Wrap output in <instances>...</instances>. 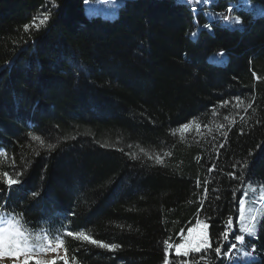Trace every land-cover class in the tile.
Returning <instances> with one entry per match:
<instances>
[{"label":"trees","instance_id":"trees-1","mask_svg":"<svg viewBox=\"0 0 264 264\" xmlns=\"http://www.w3.org/2000/svg\"><path fill=\"white\" fill-rule=\"evenodd\" d=\"M118 1L111 18L85 0H0V205L59 235L71 264H163L165 240L207 219L214 248L230 216L223 250L245 242L211 264H264V219L251 237L238 223L245 188L264 185V0Z\"/></svg>","mask_w":264,"mask_h":264},{"label":"snow or ice","instance_id":"snow-or-ice-1","mask_svg":"<svg viewBox=\"0 0 264 264\" xmlns=\"http://www.w3.org/2000/svg\"><path fill=\"white\" fill-rule=\"evenodd\" d=\"M110 2L114 3L115 0H110ZM85 3L88 4L89 0H85ZM189 4L195 3L197 5L204 4L208 5L212 3V0H188ZM195 10V9H194ZM232 10L229 9V12ZM49 19V16L45 14L43 18L40 20V24H44ZM224 21L229 20V16L225 15L222 16ZM239 23V21H235ZM204 28H209L208 24L203 26ZM25 30H28V26H25ZM198 33H193L195 37ZM223 55V53L219 54ZM255 76V73H253ZM236 106L239 107L240 104L243 103L240 97L234 98ZM232 101L224 100L221 102V107L227 106ZM251 108L252 105L249 104L247 106ZM225 119H228L226 116ZM235 123V121H232ZM223 127V125H221ZM189 124H184L181 126V130L188 129ZM31 139L34 141H40L43 144V141L39 136L32 135ZM224 135H227L225 132ZM74 138V137H73ZM56 145L49 144V149H54ZM223 147V145H220ZM144 151V149H141ZM5 155V153L0 152V156ZM133 158H137L135 154H132ZM150 159L152 157H149ZM156 161L158 163L162 162V157L157 156ZM247 162H245V165ZM215 167V166H213ZM212 169H209L211 172ZM20 174H17L19 176ZM230 177H234V173H228ZM8 188L9 191L13 190V186L21 183L18 178H13L12 175L9 174L8 171L3 172V181H2ZM197 187H200V182L197 181ZM255 192L256 189L245 188L243 195L239 198V220H240V232L246 233L247 236H255L256 235V228L257 223L264 219V213L260 211L258 208L254 207H247L246 204L252 205L256 202V199L264 205V185L260 187V195L256 197L254 200H248L249 191ZM205 198H207V181H205ZM36 193H33L35 196ZM203 203V202H202ZM210 219V218H209ZM233 218L230 216L228 219V224L225 227V231L222 232L221 235V242L218 246L213 248V244L210 239L209 235V227L210 224L208 220H200L197 219L195 226L188 228L187 235L183 236L180 243L172 244L169 240H165L163 243L165 245L164 248V258L163 264H173L172 261L169 259V250L174 249V254L176 257H184V259L179 261V264H211L212 256L211 252L215 253V257L219 258L221 256H227L228 252L232 251L237 247V243H244L245 242V235L238 234L234 236L235 242L228 246L227 250L224 251V242L229 239V228L232 226ZM50 232L51 230H46ZM68 237H73L77 240L82 242H86L91 245L98 246L103 249H107L109 251H116L118 250L121 245L118 243H107L98 239L93 238L91 235L87 234L84 231H67L65 233ZM53 239L50 238L49 235H33L32 232L27 227L26 222L23 219L22 214H17L14 211L9 212L4 209V205H0V264H56L57 259H63L64 264H69V260L67 258L68 249L65 247V241L60 238L59 235L55 237V247H53ZM64 248L65 256L59 257L52 260L43 259V257L48 252H57L58 249ZM198 254V255H194ZM75 262V257L73 258Z\"/></svg>","mask_w":264,"mask_h":264},{"label":"rangeland","instance_id":"rangeland-1","mask_svg":"<svg viewBox=\"0 0 264 264\" xmlns=\"http://www.w3.org/2000/svg\"><path fill=\"white\" fill-rule=\"evenodd\" d=\"M119 5V1L115 0L114 3L110 2V0H90L88 4L85 5L86 10L85 12L88 15H101V16H109V17H114L116 12H117V8ZM211 59H216L217 56L216 55H210L209 56ZM251 188L256 189L255 192H252L251 190L249 191L248 200H254L256 199V197H258L260 195V189L257 187H254L252 185H250ZM249 186H247L246 188H248ZM254 207V208H258L260 209V211L262 213H264V205H262L258 199H256V202L252 205H248L246 204V208L247 207ZM238 223H239V227H240V220H239V215H238ZM53 247H55V241L53 242ZM57 256L59 257H64L65 253L63 251V248H60L57 250V252H48L46 253L43 257V259H48V260H52L54 258H56ZM251 258V257H248ZM57 261H61L62 264H64L63 259H57ZM30 264H33V262H30ZM71 264V263H69Z\"/></svg>","mask_w":264,"mask_h":264}]
</instances>
